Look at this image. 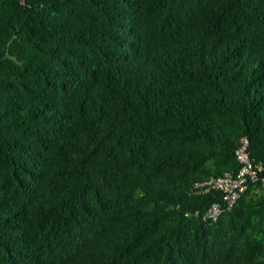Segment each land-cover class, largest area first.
<instances>
[{"label": "trees", "instance_id": "16d2710c", "mask_svg": "<svg viewBox=\"0 0 264 264\" xmlns=\"http://www.w3.org/2000/svg\"><path fill=\"white\" fill-rule=\"evenodd\" d=\"M260 179L264 0H0V264H264Z\"/></svg>", "mask_w": 264, "mask_h": 264}, {"label": "built area", "instance_id": "2783aa9c", "mask_svg": "<svg viewBox=\"0 0 264 264\" xmlns=\"http://www.w3.org/2000/svg\"><path fill=\"white\" fill-rule=\"evenodd\" d=\"M246 139L240 140V146L235 150V158L239 167L235 172H224L219 177L207 178L195 184L201 192L214 191L217 198L202 213V218L214 221L224 210H229L237 199L246 191L248 184L257 178L256 171L247 157L245 150ZM259 169V167H257ZM264 186V179H260Z\"/></svg>", "mask_w": 264, "mask_h": 264}]
</instances>
